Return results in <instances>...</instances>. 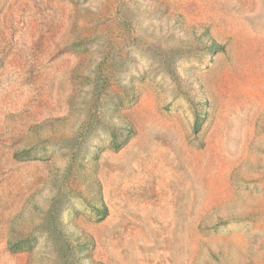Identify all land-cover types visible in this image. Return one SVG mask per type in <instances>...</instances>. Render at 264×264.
Instances as JSON below:
<instances>
[{"label": "rangeland", "instance_id": "1", "mask_svg": "<svg viewBox=\"0 0 264 264\" xmlns=\"http://www.w3.org/2000/svg\"><path fill=\"white\" fill-rule=\"evenodd\" d=\"M0 264H264V0H0Z\"/></svg>", "mask_w": 264, "mask_h": 264}]
</instances>
